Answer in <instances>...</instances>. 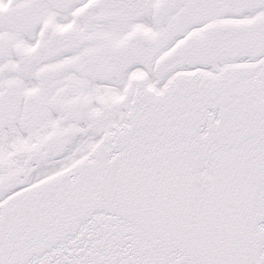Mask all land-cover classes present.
Segmentation results:
<instances>
[{"label":"water","instance_id":"1","mask_svg":"<svg viewBox=\"0 0 264 264\" xmlns=\"http://www.w3.org/2000/svg\"><path fill=\"white\" fill-rule=\"evenodd\" d=\"M65 42L44 59L59 58ZM17 51L28 72L32 50ZM181 77L170 91L140 94L130 122L92 155L0 203V264H264V75L230 67ZM23 96L18 81L0 93V132L16 123ZM42 111L30 93L23 128ZM73 135L50 136L48 153ZM33 169L4 176L0 196Z\"/></svg>","mask_w":264,"mask_h":264},{"label":"flooded vegetation","instance_id":"2","mask_svg":"<svg viewBox=\"0 0 264 264\" xmlns=\"http://www.w3.org/2000/svg\"><path fill=\"white\" fill-rule=\"evenodd\" d=\"M100 1L101 7L88 12L82 20L94 33L100 34V38L94 47L92 46L93 48H86L78 52L75 57L89 62L91 71L93 70L91 65L95 62L110 61L118 69L115 79L119 84L127 85L138 76L148 73L154 81L161 83L171 72L183 65L178 59L160 64V58L170 49H164L155 59L148 58V52L154 48L159 37L164 33L166 37H171L169 24L180 15L185 32L192 31L198 26L211 30L219 22H223L226 17L224 12L230 11V15L238 17L242 23H245V16L248 15V19L253 18L255 22L260 23L258 30H252L254 31L252 36L256 48L264 53V0H137L134 4L124 0ZM43 9H46L43 0H32L20 8H10L0 14L1 25L6 31V36L2 38L0 44L8 42L10 32H33L41 12H44ZM102 14L108 18L105 22H98L96 17ZM140 18L148 20L149 29L136 26L135 23ZM237 33L241 47L250 41L247 38V31L240 29ZM219 51H221L220 55L215 53L200 60H212V63H216L227 58L224 56L225 43H222ZM195 59L197 58L193 57V60ZM53 83L55 88L60 86L59 90L54 92L56 98L55 104L52 105L54 110L58 108V102L62 104L67 97L75 94L78 87L87 85L85 78L74 73H69Z\"/></svg>","mask_w":264,"mask_h":264},{"label":"bare ground","instance_id":"3","mask_svg":"<svg viewBox=\"0 0 264 264\" xmlns=\"http://www.w3.org/2000/svg\"><path fill=\"white\" fill-rule=\"evenodd\" d=\"M100 137V135L90 139V140H85L83 143H81L78 147L73 148L74 151L71 153V151L63 157V159L58 160L56 163L52 164V165H48L44 168H42L40 171H38V173L35 175V180L39 181L42 180L48 176L51 175V173L56 172L58 170H61L67 166H69L70 164L73 163L74 159L84 156L89 147L91 146L93 140H98ZM77 143V142H76Z\"/></svg>","mask_w":264,"mask_h":264}]
</instances>
